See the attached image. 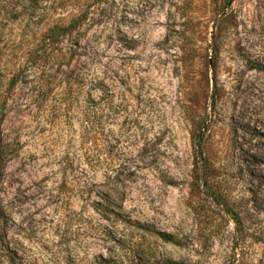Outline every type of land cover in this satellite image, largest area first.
I'll return each instance as SVG.
<instances>
[{
    "label": "rangeland",
    "instance_id": "obj_1",
    "mask_svg": "<svg viewBox=\"0 0 264 264\" xmlns=\"http://www.w3.org/2000/svg\"><path fill=\"white\" fill-rule=\"evenodd\" d=\"M85 7L12 85L48 27ZM206 163L243 231L194 215L212 204ZM0 200L38 264H58L60 239L98 264L110 237L144 234L102 218L118 214L178 241L144 234L147 264H264V0H0Z\"/></svg>",
    "mask_w": 264,
    "mask_h": 264
},
{
    "label": "trees",
    "instance_id": "obj_2",
    "mask_svg": "<svg viewBox=\"0 0 264 264\" xmlns=\"http://www.w3.org/2000/svg\"><path fill=\"white\" fill-rule=\"evenodd\" d=\"M230 2L231 0H225V5L227 6ZM87 7L81 9L80 13L73 15L68 23H56L48 27L40 40L42 43V51L40 53H38L39 50L37 49H35L33 52L30 51L29 54H31L32 59L29 61L27 58H25L24 61L18 64L11 78L12 85L15 86L21 77L25 75L26 71L32 67V64L29 63L34 62L36 58L42 56L43 53L44 55L50 53L55 49L54 46L61 44V39H65L67 36L71 35L73 31L81 25L85 19V14L87 15ZM70 50L71 48L63 50V53L61 55H57V57L63 61L68 60L71 56ZM251 68L259 67L254 66ZM199 138H203V133L200 134ZM203 155H206V150L200 142L198 156L206 161ZM199 169V172H202V175H204L202 177L203 179L201 185L205 187L207 197L212 199L211 203L215 205L217 209H214L211 206L212 204L209 205L204 199L203 202L201 200L200 203L192 206L194 215L201 216L206 214L210 216L212 214L214 215L216 212L215 210H217L230 216V218L234 221L236 228L243 231L244 226L240 212L236 209L235 204L232 201L225 198L230 197L228 191L211 180L210 173L213 168L206 163L205 165H201ZM198 180H201V178L198 177ZM218 213L219 212H216L215 214ZM103 216L104 217L102 218L106 219L107 221L112 220L113 223L122 222V226L125 228L142 231V233L155 236L165 243H178V241H176L172 235L155 231L149 225L143 224L136 220L132 221L123 215L118 214L114 217H108L105 215ZM8 218H10L9 214L0 200V264H38L37 260L35 261L24 257L23 247H21L17 239L13 238V233H11V230L8 227ZM25 234L27 238H29L34 234V231L28 228L27 231H25ZM144 234L141 236H135L134 240H131L130 243L127 244L126 241L121 240L118 237H110V242H112L115 250L106 256L100 255L98 264H147L151 257L150 254L152 252V247L143 239ZM57 243L58 247L53 242H50V246L48 248L49 251L46 250L47 256L52 261H56L58 264H77L78 259L74 255L69 243H64V245H61V239Z\"/></svg>",
    "mask_w": 264,
    "mask_h": 264
}]
</instances>
